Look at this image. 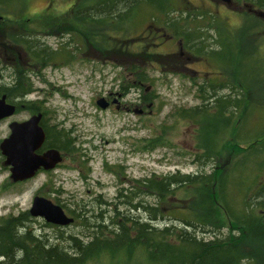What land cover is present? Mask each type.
<instances>
[{
    "label": "rangeland",
    "instance_id": "rangeland-1",
    "mask_svg": "<svg viewBox=\"0 0 264 264\" xmlns=\"http://www.w3.org/2000/svg\"><path fill=\"white\" fill-rule=\"evenodd\" d=\"M92 1L11 0L14 12H17L13 19L17 21L9 23L12 27H15V23L20 26L17 27V34H26L30 47L28 51L21 46H16L19 52L0 51V86L14 81L20 77L16 73L25 71V76L19 82L24 90L31 88V93L18 101L16 114L0 121V143L10 135L9 124L12 121H25L36 112L44 113L46 126L63 129L73 142L71 152L64 154L66 169L54 173L52 178L39 176L19 183L10 179V167L4 165L5 157L0 150V218L30 213L35 196H44L61 205L76 221L63 227L47 223L43 218L31 217L32 229L38 236L47 238L50 244H59L71 253H74L70 247L71 237L85 242L91 239L95 229L93 223L98 219H107V226H110L112 218L117 220L116 213L107 204L118 203L121 188L133 186L134 180L153 174L166 176L177 171L182 174L209 171L212 165L210 161L205 164L203 159H198L202 151L198 149L196 126L182 119L179 111L202 104L199 87L206 79L218 84L230 83L229 87H217V93H231L236 98L237 91L234 92L231 87L236 85L232 77L237 74L238 66L241 73H249L250 78L253 77L252 67L260 65L261 72H264V27L249 30L243 42L238 32L235 43L233 34L239 31L245 15L250 16V21L255 15L263 20L264 16L248 4L236 0L230 3L226 0H175L178 9L169 15L160 13L157 7L156 12L139 6L133 10V13L138 12L134 20L132 18L123 23L126 34L129 32V40L122 36L125 33L121 31V18L114 19L118 28L115 31L109 28L110 36L106 33L104 37L107 41L99 42L107 45L106 49L94 46L89 55H86L84 47L76 51L74 46H61L60 42L68 41V36L59 39L56 35H44L48 31H55L60 23L64 27L68 20H72L74 15L71 12L78 4H91ZM251 9L254 15H251ZM189 12L205 13L199 19L186 20L192 28L198 27L194 29V35H198L196 42L202 45V54L193 53L184 47L181 39L167 31L165 37L157 40V45L147 42L151 45L148 52L152 55L145 53L135 56L145 51V46L138 44L130 49L131 53L128 50L127 56L121 55V49L126 50V45L132 43L135 36L157 27L158 22L150 20L152 14L161 22L164 18H179L183 14L187 17ZM0 13L5 11L0 9ZM97 14L91 13L90 20L93 17L104 18V15ZM211 15H215L218 24L210 25L208 19ZM72 21L75 25H83V20L77 16ZM89 23L92 31L88 34L93 40L92 22ZM247 23L251 27L250 22ZM97 28H108V25ZM218 33L222 36L217 39L215 35ZM223 38H230L231 47L228 45L223 54L212 56L209 52L219 49L218 40ZM181 45L186 51L184 56L179 55ZM60 47L69 49L71 57L76 54L74 60L62 59L66 56L64 53L48 58V54L53 55ZM254 55L260 62L255 63L252 59ZM42 57L47 59L43 60ZM142 70L150 80L137 88L136 73ZM262 76L264 78V74ZM109 93L115 94L116 99L117 94L121 93V108L117 104L107 109L98 106L97 100ZM251 96L247 95L249 99ZM243 110L244 107L236 109L233 117L231 131L235 136L241 133L238 126H242V122H238V117L249 116ZM248 121L253 126L264 128V108L253 112ZM220 125H217V130ZM82 161L88 174L86 178L78 175L76 170ZM180 196L187 198L190 194L181 192ZM145 201L153 205L156 199L148 193ZM118 210L121 212V206ZM131 214L141 217L139 211L131 210ZM144 217L150 220L149 214H144ZM86 218L89 223L85 225ZM172 221L169 218L161 220L160 226ZM109 229L104 228L105 233ZM249 248L245 250L246 255ZM116 252L114 258L106 255L88 264H148L146 257L140 253L129 257L121 255V250ZM250 256L252 264H264V254Z\"/></svg>",
    "mask_w": 264,
    "mask_h": 264
},
{
    "label": "trees",
    "instance_id": "trees-1",
    "mask_svg": "<svg viewBox=\"0 0 264 264\" xmlns=\"http://www.w3.org/2000/svg\"><path fill=\"white\" fill-rule=\"evenodd\" d=\"M236 2L264 11V0ZM139 6L154 11L158 9L164 15L178 9L175 0H93L91 4H78L71 12L74 15L72 20L77 16L83 20V25H75L72 20H68V24L70 29L87 35L91 30L89 22H92L93 45L103 50L107 45L103 46L99 42L107 41L104 37L106 33L110 36L109 28L113 31L118 28L114 19L121 18V31L125 33L122 36L129 40V32L126 34L123 23L138 15L133 10ZM91 13H100L104 18L93 17L90 20ZM204 16L203 12H189L187 17L183 14L179 18L168 17L160 22L152 14L150 20L158 22L157 26L164 27L175 38L181 39L184 47L198 55L204 52L202 45L196 42L198 35H194L198 27L192 28L186 20ZM249 18L248 14L245 15L239 31L233 32L235 43L236 33L239 32L240 41L243 42L249 30L264 27L262 18L256 15L251 21ZM208 20L210 25L217 23L215 15L209 16ZM106 24L108 28H97ZM144 36L147 38L143 39ZM221 36L220 33L215 35L217 39ZM150 37L153 35L149 32L135 36L132 43L126 45V50L121 49V55L127 56L137 44L145 46V51L135 56L145 53L152 55L148 52L151 45L147 44L151 41ZM229 39L218 40L219 49H212L209 53L212 56L223 54L228 45L231 47L232 41L229 44ZM62 53L71 55L68 50ZM47 56L56 57L55 54ZM252 59L255 63L260 62L255 55ZM252 68V78L249 73H241L240 66L232 77L237 85L231 87L234 92L237 91L236 98L231 93H217V87H229L230 83L218 84L206 79L199 87L202 104L179 111L182 119L196 126L198 149L202 151L198 159H203L205 164L210 161L212 165L209 171L202 170L194 174L177 171L166 176L153 174L134 180L133 186L121 188L117 196L118 203L107 204L116 213L117 220L112 218L110 226H107V219H98V222L93 223L95 229L91 239L85 242L78 237H71L70 247L74 253L38 236L32 229L29 212L2 217L0 264H88L106 255L114 258L118 250H121V255L129 257L140 253L146 257L148 264H252L250 255L264 254V128L253 126L248 121L253 112L264 108V72H261L260 65ZM136 75L137 88L150 80L143 70ZM248 94L252 95L250 99ZM241 107L249 116L238 117V122H242V126H238L241 133L235 136L231 126L236 109ZM218 124H221L219 130ZM42 126L47 134L48 145L63 150L65 154L71 152L73 142L68 133L63 129L48 127L45 123ZM181 192L190 194V197L183 198ZM148 193L155 196L153 205L145 201ZM120 206L121 212L118 210ZM131 210L139 211L141 217L131 214ZM144 214H149L150 220ZM166 218L173 220L172 223L162 224L161 227L160 221ZM84 223H89L88 218ZM107 227L110 229L105 233L104 228ZM247 247H250V251L246 255Z\"/></svg>",
    "mask_w": 264,
    "mask_h": 264
},
{
    "label": "water",
    "instance_id": "water-1",
    "mask_svg": "<svg viewBox=\"0 0 264 264\" xmlns=\"http://www.w3.org/2000/svg\"><path fill=\"white\" fill-rule=\"evenodd\" d=\"M226 2L230 3L231 0ZM260 15L264 16V13L261 12ZM97 104L102 109L109 107L105 97L99 98ZM16 111L17 106L7 102L5 95L0 97V121L15 115ZM42 117V113H38L22 122L13 121L10 124V135L0 144L2 154L6 157L5 165L10 167V179L14 183L27 181L35 177L39 170H52L63 162L64 157L59 149H49L43 154L36 152L46 139L41 126ZM30 214L59 226H69L75 221L61 205L40 195L35 196Z\"/></svg>",
    "mask_w": 264,
    "mask_h": 264
},
{
    "label": "flooded vegetation",
    "instance_id": "flooded-vegetation-1",
    "mask_svg": "<svg viewBox=\"0 0 264 264\" xmlns=\"http://www.w3.org/2000/svg\"><path fill=\"white\" fill-rule=\"evenodd\" d=\"M4 1L5 2H0V9L5 11V13H0V51L17 50L16 46L24 47L28 51V49L30 47L29 40L26 39V37H28V36H25L26 34H17V31H18L17 27H20V26H18V24L13 23L14 24L13 26H15V27H12L10 25V23H12L11 21H17L15 18L13 19V16L17 13V12L16 13L14 12L15 11L14 5L12 4L11 0H4ZM253 9L255 10V8H253ZM253 9H251V10L253 11ZM251 14L254 15L255 12L253 11ZM68 26L70 28V25L68 23H66L64 25V27H62V23H60L59 27H57V29L55 28V31H53V32L48 31L44 35L45 36L56 35V37H58L59 39H63L64 37L68 36L69 37V38H67L68 41L62 42V43L60 42L61 46L65 45V44L67 45V47H73L74 46L73 48L76 51H77V49L82 50L84 47L86 50V55H89L90 53H92V51L94 49V45H93V40H92L91 34L83 35L82 32H78L76 29H73V30L68 29ZM62 28H64V29H62ZM13 31H14V33H13ZM149 33L153 35V37L152 38L150 37L149 40H151V42H154L157 45L158 44V43H156L157 40L165 37L167 30L162 26H157L153 30H150ZM14 36L16 37V40H14ZM145 38H147V37L144 36L143 39H145ZM33 41H35V40H33ZM181 48H182V50L179 53V55L184 56L186 51L183 49V46ZM66 50H69V49L66 48ZM62 52H63V48L60 47V48H57V50H55L54 54L56 55L57 53H62ZM75 55L73 57L65 56L62 59L72 58L74 60ZM56 57H57V55H56ZM58 59H60V58H58ZM18 74H20V77L16 78L17 80L15 79L14 81H11L10 83H7V84L0 86V97H3L5 95L7 102L15 104L17 106V110H18V101L20 100V98L26 97L29 95V93H31L30 91L27 93L26 90L23 89V86L21 85V83L19 82L20 79L25 76V71H22V73L18 72L15 75L18 76ZM0 76H1V74H0ZM115 96H116L115 94L109 93L108 96L105 97V99L109 102V106L117 104L118 108H121V93L117 94L118 99H116ZM38 113H42V112H36V113H33V115L38 114ZM33 115H31V116H33ZM42 115H43V117L41 119V126L43 123H45L44 113H42ZM7 119H9V117L5 118L3 120H7ZM3 120H1V121H3ZM10 124H9V127H10ZM44 131H45V129H44ZM45 133H46V131H45ZM46 137H47V134H46ZM53 148H55V147L48 145L46 143V139H45V142L43 143V145L36 152L38 154H43L47 150L53 149ZM60 151L62 152V154L64 156L65 153L62 150H60ZM1 154H2V151H1ZM2 156H4V155L2 154ZM65 158L66 157L64 156L63 162L58 164L52 170H45V169L39 170L36 173L35 177L46 176V177L52 178L54 176V173H57L58 171H60L62 169H66L67 163H65ZM5 159H6V157H5ZM5 159H3L4 165H5ZM71 159H72V157H71ZM83 166H84V163L82 161L80 165H77L76 170L78 172V175L80 174L81 177L86 178V177H88V174L85 173ZM75 221H76V219H75Z\"/></svg>",
    "mask_w": 264,
    "mask_h": 264
}]
</instances>
